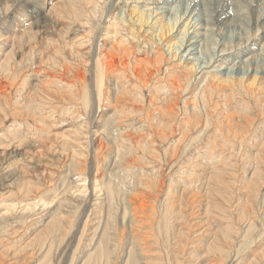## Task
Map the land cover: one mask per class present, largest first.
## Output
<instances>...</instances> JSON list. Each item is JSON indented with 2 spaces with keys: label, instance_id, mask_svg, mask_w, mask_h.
<instances>
[{
  "label": "bare ground",
  "instance_id": "obj_1",
  "mask_svg": "<svg viewBox=\"0 0 264 264\" xmlns=\"http://www.w3.org/2000/svg\"><path fill=\"white\" fill-rule=\"evenodd\" d=\"M112 1L115 0H62L58 5L57 2L52 5L51 0H36L34 9L31 11L34 13V17H31V13L28 15L26 11L22 10L19 16L18 14L16 16L21 21V27L18 26L19 28L16 29L11 27L8 32L10 34L7 37L2 38L6 33L1 34L2 36L0 37V109L2 110L0 125L9 119L17 120L16 117L13 118L11 115L18 114L19 109H22L24 105L31 112L27 116H34L33 118L36 121L43 124L41 130L39 129L41 131L39 132L40 138L34 139L29 143V146L37 148L38 151L45 150L47 140L45 141L42 138H44L43 131H46V126L48 127V113H52L50 117H54L55 113L62 115L67 111L62 118H65V116L73 118L84 117L89 112V105L91 103L92 105L95 104L96 108L94 107V110H96L94 114L101 119V122H94V127L100 126L103 128L102 132L99 133L101 136L99 141L96 142L95 137L94 139L90 138V125L87 126L85 132L82 131L83 129H75L76 131L74 130L75 132L73 133L75 135L79 134L76 135V140H72L75 144L78 141L82 143L80 142L81 139L86 143L92 144V151L94 152L92 158L95 162L97 175L95 178L96 184L97 186L102 185L100 191L103 190L106 196L103 204L100 202L96 203L94 213H97L99 217L105 213H112L113 203L111 200L115 197L114 193L119 191L116 187L117 183L113 180L116 172L113 173L111 171L107 175L108 166H111L113 162L114 165H122V162H119L122 160L121 156L126 153L121 149L124 153L123 155L119 154L120 159H111V155L109 156L111 150H108V142H114V146H120L121 148L125 146V149L131 152V154L141 150V154L144 151L152 153L153 156L156 154L155 151L153 152L155 149H152L156 141L162 142V148L167 145L165 148L167 153L176 157V162L173 161L171 165L169 163V170L177 166L176 163H179L178 168L180 169V163L183 162L185 164V161L193 160L191 162L193 164L189 165L192 168L186 166L183 170L176 171L177 173L182 172V174H177L179 180L177 182L182 184L181 180H183L184 185H186L183 189H181V185H178L179 196L176 198H172L173 196L170 194L176 188V185L166 184L167 181L162 179L163 176L161 181L155 180L153 182L155 185L150 186L149 192L147 190L143 192L145 190L142 187L145 186L144 183L146 182L142 185L140 181V187H137L135 191L131 190V194L129 193L131 197L128 201L131 205L130 210H132V213L128 212L127 209L123 217L125 219L127 214L130 213V218L128 217L129 220L127 221L129 233L128 236L126 235V247H121V243L116 238H112L110 245L107 232L110 229L111 217L107 216V218L105 217L106 221L104 225H101L103 231L98 235V242L96 246L94 245L95 249L85 253V259L82 264H117L119 259L123 258L121 257L123 254L126 255L124 264H140V251L138 252V250H141L140 244L143 241L138 240L137 234L139 233L137 231H141L140 229L145 225L147 226L146 228L150 229L147 232L153 236L154 243H157L158 240L155 234L159 232L166 239L172 233H178V239L179 241L181 240L182 247H184L187 244L184 239H187V236L189 238L193 237L195 231L191 232L189 228L187 231L178 228V225H180L178 221L181 218L185 223L189 224L192 222L195 224L196 217L195 220L191 221L190 219H194V217L189 218L187 216V213H190V207L197 200L193 195V191L199 189L196 188L198 187V182L201 183L202 179L206 177L207 172L211 173L212 169L216 171V173H213L216 176L212 174L215 177L211 176V178L213 182L218 181L217 183H220V189H222L220 191L222 192H225L223 189L229 183H227L224 177V175L228 174H226L228 170L226 169V165L240 167V170L245 171V176H242L241 180L245 181L246 179V183L249 181V184H247L249 189L247 200L252 201V203H254L256 197L258 198L257 195L260 192L258 190L264 182V177H261V175L264 176V170L262 169L264 167V137L260 131L256 133V129L251 131V125L255 126L256 117H259V122L263 123L260 126L264 127V118L262 120L260 118L264 117V80L260 82L262 77H258V71L254 72L253 70L244 78H233L230 75H226L227 67H222L234 61L232 60L234 57L231 55L237 58H244L255 50V48L251 47H255L256 45L249 44L241 47L239 49L240 52L237 51L236 53L223 50L221 56L229 54L228 58L224 57L221 60H214L212 64L203 67L198 66L194 62L196 61L195 58L190 55L196 49L195 39L194 41L192 39L194 36H198L199 31L196 35L195 32L197 31L190 33L191 30L194 28L197 30V28L190 25L191 19V22L184 23L188 16L177 18L178 20L174 19L176 22L173 23L170 22L173 16L169 15L171 17L165 22L168 10L166 11L164 8L165 4L161 0H125L123 13L120 12V16L114 15L110 17L108 7ZM160 4H163V6H160ZM126 7L128 8L126 9ZM9 9L10 7H7L8 12ZM262 13L264 11L256 14L257 24L264 19ZM47 14L49 16L53 15L54 20L51 22V28L52 32L55 31L58 35L57 37H52L48 35L49 32L46 29V32L44 30L45 34L39 38L38 34L45 27L44 23L47 21ZM228 15L227 13L222 14V16L218 14L217 19L219 21H226V16ZM34 24H39L41 29L39 27L38 29H33ZM179 27L181 28L180 30ZM192 27L194 28L192 29ZM176 28L177 30L175 31ZM174 32L178 33L174 35ZM193 34L194 36H192ZM24 37L28 39L27 47H21L20 45ZM257 38L255 40L256 44H260L261 42ZM9 39L10 41L12 40V49L6 53L5 50L9 49L8 47L11 45L9 44ZM17 39L20 41H18V45H15ZM38 39H40L39 42ZM262 39H264V36L259 38V40ZM40 45L46 48L42 50ZM257 46L259 47V45ZM46 49H48L46 51L47 54L44 51ZM18 52L20 56L16 58ZM210 58L213 59L211 56ZM181 104H183L182 109ZM249 109H252V112L255 111L254 113L257 114H253ZM92 112L94 111L92 110ZM94 133H97L96 129L92 131V134ZM106 135H112L113 139H107ZM4 136L2 135L3 139H1L5 142ZM119 137H123L122 143L120 142L121 144L117 143L118 145H115L118 142L116 141L117 138L120 140ZM72 140L68 139L65 142H68L70 145L73 143ZM259 142H261V145H258ZM21 143L24 144V142ZM79 143L77 144L78 146ZM17 146L14 147L10 143L2 148L7 151L10 150L9 154H15L20 149ZM117 149L120 150V148ZM2 151L0 155L6 158L7 152ZM79 154L81 153L74 151L66 159L68 160L66 161L67 165L71 169H75V171H79L83 164V169L86 168L85 166L88 161L86 160L87 157L83 156L82 158L85 160L79 161L81 160L78 159L80 158L78 157ZM133 154L135 159L136 154ZM84 156H88V154H84ZM128 156L126 158L123 156V159H129L130 156ZM254 157L256 159L253 165L248 160H252ZM238 158L243 161L246 158L248 160L244 166H238L236 164ZM101 163H105L104 166ZM130 163H133V161ZM151 168H155V166ZM253 168L254 173L248 176L251 173L249 170ZM185 170H190V172L186 173ZM156 172L158 171L154 172L153 170L149 176L155 178ZM106 176L107 182L104 183ZM172 181L170 180V182ZM237 185L239 186V184ZM245 185L244 183L243 186ZM32 188L33 185L27 184L26 193L32 191ZM83 189L81 190L83 191ZM85 190L87 188L84 189V192ZM23 194V189H21V195ZM10 197L7 196L6 198L9 200ZM175 200L179 201V208L174 204ZM37 201L36 203H27L25 206H36ZM40 201L43 205L48 203L44 197L39 199ZM21 202L23 200L19 202L18 200H11V203L7 204L8 210L16 209V206L20 205ZM63 206L62 200L58 208H56L57 211H54V214L44 220L45 229L42 230L43 225L41 224L42 229H39V232L35 235L36 239L40 238L36 241L33 238L32 240H27L28 242H24L23 236L26 235L25 232L30 231L29 229L25 230L21 236L18 234V237L16 236L15 239L18 243L24 242V246L20 244L16 249H8L7 247L4 251H0V264H28L29 262H26L28 259L32 262L31 264H50L53 261L51 255L53 244L56 240L46 241L48 239L47 232H52V230L56 233L62 231L63 227L60 225L59 219H64L65 221L64 212L62 214L60 210ZM255 211V207L251 204L245 209V214L250 215ZM102 221L99 222L102 223ZM124 222L123 225H125ZM98 228L99 225L97 226ZM253 228V221H251L248 224V232L249 229L251 231ZM122 231L125 232V230ZM96 234L98 232L94 231L93 235L95 236ZM230 235L229 238H231ZM38 240L41 241L38 242ZM3 241L0 240L1 246L6 245ZM46 243L48 245L44 249V244ZM212 246L217 245L214 243ZM176 247L177 245L172 246L169 253L176 264H178L180 262L178 257L182 258L183 253H186V251L183 252L182 249L181 252L179 251L180 249L177 251ZM217 249L221 253V247ZM18 250H23L22 255H18ZM31 250L35 253L38 251L41 255H33L31 257L29 253ZM77 258L78 260L82 259L78 256ZM74 260L77 259H73L70 264L76 262Z\"/></svg>",
  "mask_w": 264,
  "mask_h": 264
},
{
  "label": "rangeland",
  "instance_id": "obj_2",
  "mask_svg": "<svg viewBox=\"0 0 264 264\" xmlns=\"http://www.w3.org/2000/svg\"><path fill=\"white\" fill-rule=\"evenodd\" d=\"M35 1L36 0H0V37L2 36L1 34H5V33L6 35L2 36V38L7 37L10 34L8 32L10 31L11 27H13V29L21 27V21L20 19L16 18V16L17 14L19 16V13H21L22 10L26 11L28 15L31 13V17H34L33 16L34 13H32L31 11L34 9ZM60 1L62 0H51L52 5L55 2H57L58 5V3H61ZM66 1H71V0H66ZM124 2L125 0H115L110 2L109 4L110 6L108 7V10L110 11L109 12L110 17L114 15L120 16V12L123 13L124 11L123 6H125ZM161 2H164L165 4L164 8L166 9V11L168 10L167 12L168 15L166 16L167 18L165 22H167L171 16H173V18H171L172 20L170 19V22L173 23L176 22V20H178L180 17L188 16L185 19L184 23L190 21L191 19L192 22L190 21L191 22L190 25L197 28L196 30L194 27H192V29L193 28L194 29L191 30L190 33L192 31H197L195 32L196 35V33H198L199 31L198 36L195 37L194 34L192 35L194 36L192 41H194L195 39L194 42L196 43L195 44L196 49L193 51V54L190 55L191 57L195 58L196 61L194 62L198 64V66L200 65L203 67L208 64H212L214 60L215 61L221 60L224 57L229 56V54H227L226 56H221L222 54L221 52H223V50H226L227 52L230 51L236 53L237 51L240 52L239 49H241V47H245L249 44H253V45L255 44L256 45L255 47L253 46L251 47V48H255V50L252 53L246 55V57L244 58L240 56H239L240 58H237L234 55H231L234 57L232 59L234 61L232 62L231 60L232 62V63L230 62L231 64L227 66L223 65L222 67H227L226 75H230L233 78H242V77L244 78L247 76V74H250L253 70L254 72L258 71L257 73L258 77L260 76L262 77L260 82L264 80V39L259 40V38L264 36V19H262L260 23L258 24L256 23V16H257L256 14L264 11L263 8L264 0H161ZM160 6H163V4H160ZM7 7H10L9 12L7 10ZM127 8L128 7H126V9ZM183 12H185L187 15ZM205 13L207 14L205 15ZM225 13H227V15L231 13L232 15L231 14L228 15L229 17L226 16V21H219L217 19V15L219 14L222 16V14ZM262 14L264 16V13ZM47 16L48 17L46 23H44L45 26L44 28L41 29L39 27V24L37 25L34 24L33 29H38L39 27V29L42 30L41 31L42 33L38 31L39 38L40 36H43L45 34L46 29L47 32H49L48 35L52 37L53 36L57 37L58 35V33H56L55 31L52 32L51 22L52 20H54L53 15L49 16V14H47ZM180 29L181 28L179 27V30ZM176 30L177 28L175 29V31ZM177 33L178 32H176L174 35H176ZM256 38L258 39L259 42H261L260 44L258 43L256 44L255 41ZM19 39H17L15 45L19 44L18 43V41H20ZM11 41L9 44H11ZM39 41L40 39H38V42ZM21 42H20L21 47L28 46L27 37H24ZM257 45H259V47ZM11 46L12 44L9 45L8 47L9 49L5 50L6 53L12 49ZM40 47L42 50L43 48H46V47H42V45H40ZM224 47L227 48L224 49ZM47 50L48 49L44 51L46 52ZM19 56L20 53L18 52L16 58ZM210 56L213 59H211ZM246 59H248V61H246ZM89 106H90L89 112L84 115V117L86 118L82 116L78 118L65 116V118H62L63 115L67 113V111L62 115H59L60 113H55L54 117H50L52 113H48L47 114L48 127L46 126L47 132L45 130L43 131L44 138H42L45 139V141L47 140L46 141L47 146L44 148L45 150L38 151L37 148L29 146V143H31L34 139L40 138L39 132L41 131H39V129L41 130L43 124H41V122L39 121H36V119L33 118L34 116L28 117L27 114H30L31 112H29V110L26 107H24V105L22 109H19L18 114L14 116L11 115V117L13 118L16 117L17 120L9 119L7 120V122L4 121L3 123H1L0 152L4 150L2 147L10 143L14 147L18 145L17 147L20 149L17 150L15 154H9L10 150L9 151L4 150L7 152L6 158L5 156L2 157L0 155V195L3 194L0 196V240L2 241L4 240L3 242L6 243L5 246H1L0 244L1 246L0 251H4L5 249H7V247L8 249H16V247L19 246L20 244L21 246H24L25 244L24 242H28L33 238H34L33 240L36 241L38 238H40L38 237L36 239L35 235L39 232V229H42L41 224L43 225L42 230H44L45 229L43 224L44 220H46L49 216L54 214V211H57L56 208H58L60 201L63 200L64 206L60 210L62 211V214L64 212L63 216L65 217V221L64 219L63 220L59 219V222H61L60 225H62L63 229L62 231H59L57 233L54 230H52V232L49 231L50 233L47 232L48 239L46 238L47 239L46 241L52 239L56 240L55 243L53 244L52 255H51L53 261H51L52 263L50 262V264H70L73 259L78 260L77 256L82 259H79L80 261L74 260L76 262H74L73 264H80V263L82 264L85 259L84 258L85 253L87 251L89 252L90 250L95 249L96 243L98 242L97 241L98 235L101 234L103 231L101 225L102 226L104 225V222L106 221L105 217L107 218V216L111 217L109 224L110 229L107 232V237H108V241L110 240L109 241L110 245L112 243V238H116V240L119 241V243H121V247L122 246L123 248L126 247L127 236L129 233V229H127L128 227L127 221L130 218V213H132V210H130L131 205L129 204L128 201L129 198L131 197L130 195L131 190L135 191L137 187L138 188L140 187L139 185L141 184L143 185V183L146 182L144 183L145 186L142 187L143 190H145L143 192H146V190L149 192L150 186L152 187V185L153 186L155 185V183L153 182L155 180L161 181L162 179L167 181L166 184L168 185L170 184L176 185V188L173 189L170 193L173 196L172 198H176L179 196L178 185H181L180 186L181 189L185 188L186 185H184L183 180H181L182 184L177 182L179 181L177 178L178 176L177 174H182V172L177 173L176 171L181 169L183 170L184 167L186 166L192 168L189 165L193 164L191 163L193 162V160L185 161V164L183 162L180 163V169L178 168L179 163H176L177 166H174L172 170L171 169L169 170L171 163H173V161L176 162V157L172 156V154L167 153V151L165 150L167 145H165V143H164L165 146H163L162 148L163 145V144L161 145L162 142L156 141L155 144L156 146L154 145V147L152 148L155 149L153 150V152L154 151L156 152L154 156L152 153L150 154L144 151L143 154H141L142 153L141 150L138 151L140 154L138 152H133L136 154L134 159L133 157L134 154L133 153L131 154V152L126 150L125 146L124 147L122 146L121 148L120 146H114V142L111 143L108 142L107 145L109 144L108 145L109 148L108 147L107 148L108 150H111V154H109V156L111 155V159L119 160L120 159L119 154L123 155L124 153L122 150H124L126 152L125 154H127V155L125 154L123 155L125 156L124 158H126L128 155L130 157L132 155V157L130 158L128 156L129 159L128 158L123 159V156H121L122 157L121 159L123 161L120 160L119 163L122 162V165L121 164L120 166L118 164L114 165L113 162L111 166H108L109 169L107 171V175H109L111 171L113 173L116 172L115 176H113V180L114 182L117 183L115 184L119 191H116L114 193L115 197L114 199L111 200V202L113 203V209H112L113 211L111 214L103 213L104 214L103 216L100 215L101 218L97 213L95 214L94 210L96 207V203L100 202L103 204L106 200L105 198L106 196L103 193V190L100 191L102 185L97 186L96 184L97 181L95 178L97 175H96L95 162L93 161L92 158L94 156V152L92 151V144L90 143L91 144L90 145L89 143H86L82 139L81 140L79 139L80 142H82L79 143L78 141L80 146L79 147L77 145L78 143L75 144V142H73L72 140V139L76 140L75 139L76 135L79 134L78 133L75 135V133L73 132L82 129H83L82 131L85 132L87 126L90 125L91 127V133H89L90 134L89 136H91L90 138L94 139L95 137V141L96 142L99 141L101 137L99 133L102 132L103 128H101L100 126L94 127V122H101V119H99L98 116L94 114L96 110V109L94 110V107L96 108L95 104L92 105L91 103ZM182 107L183 104H181V109ZM92 110L94 112H92ZM249 110L252 112V109ZM1 112L2 110L0 109V116H2ZM23 112L24 114H22ZM254 112L252 113L257 114ZM26 117H28V119H26ZM60 117L62 118L63 121L61 120ZM260 118L262 120L264 117H260ZM255 121L256 122L254 124L256 127L252 124L253 126L251 125V131H254L256 129L257 131L255 130V132L258 133L260 131L261 135H263L264 137L263 134L264 132H261L264 131V127L260 126L263 123L259 122L260 121L259 117H256ZM94 129L97 130L96 134L95 133L92 134V131H94ZM44 134L46 135L44 136ZM2 135L4 136L5 142L2 140L3 139ZM106 138L113 139L112 135H106ZM119 138L120 140L117 138L116 141L118 142H116L115 145H118L117 143L119 144L122 143L121 140L123 137H119ZM68 139L69 140L71 139L74 144L72 143L69 145L68 142H65ZM20 140L21 142H24V144L21 143ZM260 143L261 142H259L258 145H261ZM117 148H120V150H118ZM74 151L81 153L78 156L80 157L78 159H81L79 161L85 160L84 158H82V156L87 157L86 160L88 161L85 166L86 168L83 169L84 167L83 164L81 166L82 168L79 169V171L78 170L75 171V169L73 170L67 165L66 161L68 160L66 159H68L69 158L68 156H70V154L73 153ZM40 153H42L43 155ZM145 153H147V155H145ZM84 154L86 155L88 154V156H84ZM40 155L43 157L41 158ZM142 156L143 157L145 156L144 159ZM132 158L133 160H131ZM255 159L256 157H254L252 160H248L246 158L245 161H243L242 159L238 158L236 164H238V166L240 165L244 166L248 160L254 165ZM126 160L129 161L126 162ZM131 161H133L134 164L130 163ZM135 161L137 162L135 163ZM221 162L224 163L223 161ZM7 164L9 165L7 166ZM104 164H102V166H104ZM153 166H155V168L150 169V167ZM254 168L249 170L251 173H249L248 176L254 173ZM226 169H228L226 172V174L227 173L228 174L224 175V177L226 178L227 183L228 182L229 183L225 187V189H223V191L225 192L220 191L222 190L220 189L221 187L220 183H217L218 181L213 182V179L211 178V176L212 177L216 176L215 174H213L216 173L214 169H212L213 171L211 173L209 171L207 172L206 177L202 179L201 183L198 182V187L196 188L199 189L197 191H193V195L197 200L190 207L189 210L190 213H187V216H189V218L194 217V219H190L191 221L195 220L196 217V220L194 221L195 224H193L192 222H191L192 225L191 223L189 224L185 223L181 218L178 221V223H180V225H178V228L184 231H187L188 228L191 230V232L195 231L193 237L189 238L187 236V239L186 238L184 239L185 242L187 243L185 245L183 244L184 247H182L181 240L179 241L178 239V233H172L166 239V237H163L164 235L159 232L158 234H155L158 240L157 243H154V238L151 235V233L147 232L150 231V229L146 228L147 227L146 225L142 229H140L141 231H137V233H139L137 234L138 240L143 241L140 244L141 250H138V252L140 251L139 254L140 264H150V263L176 264V262L174 261V259H172L169 253V250H171L172 246L174 247L175 245H177L176 247L177 251L179 249L180 252L181 249L183 252L186 251V253L182 252L183 256L185 255V257L183 256L182 258L178 257L180 260V262L178 261L179 262L178 264H214V263L237 264L239 262H240L239 264H264V182L263 184H261L262 187L259 188L258 190L260 191L257 195L258 198L256 197V200L254 201V203H252V201L247 200V196H248L247 193L249 192L247 184H249V181H247L248 183H246V179L245 181L241 180V178H243L242 176H245L244 174L245 171L240 170V167H235L231 165L230 166L226 165ZM262 169L264 170V167ZM148 170L149 172L150 170L151 172L153 170L154 172L158 171L156 172L155 178L149 176L151 172L149 173ZM185 172L189 173L190 170L189 171L185 170ZM212 174L215 176H213ZM261 177L264 176L261 175ZM106 178L107 176L104 178L105 181L104 183L107 182ZM207 179H208V184L206 185ZM170 180L171 181L173 180L172 181L173 183L170 182ZM243 182L246 184L245 186H243L244 184ZM27 184L33 185V188L31 189L32 191L28 193H26ZM237 184H239V186ZM85 185L86 187H84ZM20 188L23 189L24 192L23 195H21ZM83 188L84 189L87 188V190H85L84 192ZM81 189H83V191ZM168 191H170V189H168ZM7 196H11L9 200L6 198ZM42 197H44V199L46 198L48 202L46 205H43L41 201L39 202V199H41ZM11 200H18V202L23 200V202H21L20 205H17L16 209L8 210L7 204L11 203ZM36 201H37L36 206L35 205H33L32 207L25 206L27 203H34V202L36 203ZM216 203H218L217 204L218 207L216 206ZM219 203H220V207H222L221 209L219 207ZM174 204L179 208V201L175 200ZM251 204H253L256 211L250 215H246L245 209ZM127 209L128 212L130 213H128L126 218L124 219L123 217ZM115 216L117 219L116 218L114 219ZM67 217L68 219L69 218L70 219L68 220ZM36 220L39 222H37ZM101 220H103L102 221L103 224L99 222ZM123 221H125L124 222L125 225H123ZM249 221L250 222L253 221V227H254L252 229L253 232L252 230L250 231V229L249 232L247 230L248 224L250 223ZM98 225L99 228L97 229ZM28 229L30 230L29 232L27 231ZM25 230L29 234H27ZM122 230H125V232ZM230 230L231 232H229ZM92 231L93 232L96 231V233L98 232V234L94 236ZM23 232H25L26 234L25 236H23V239H25V241L22 243H18L15 238L18 234L20 236L24 234ZM228 233L229 235L231 234L230 236L233 240L229 238V235H227ZM232 233L233 236L235 235L234 237L232 236ZM27 236H29V238H27ZM40 241L41 240H38V242ZM122 242H124L125 244ZM89 243H91L92 245ZM214 243H216L217 246L213 247L212 245H214ZM47 245L48 243L44 244V249H46ZM210 245L212 246L213 249L211 248ZM218 247H221L222 249L221 253L220 251L218 252L217 249ZM29 248L32 249L31 247ZM121 249L120 251H122ZM32 250L29 252L31 254V257L33 255H38V256L41 255L40 252L37 251V253H35ZM18 251H19L17 252L18 255L19 256L22 255L23 250L22 251L18 250ZM149 256L151 258L150 260H149ZM121 257L123 258L119 259L117 264H124L123 262L125 261L124 258H126V255L123 254V256ZM11 258L13 257L11 256ZM23 260L25 259L23 258ZM26 262H29L28 264L32 263L29 259L26 260Z\"/></svg>",
  "mask_w": 264,
  "mask_h": 264
}]
</instances>
